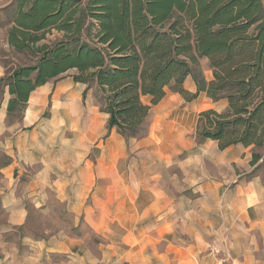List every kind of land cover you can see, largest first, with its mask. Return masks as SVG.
Instances as JSON below:
<instances>
[{"label": "crops", "instance_id": "crops-1", "mask_svg": "<svg viewBox=\"0 0 264 264\" xmlns=\"http://www.w3.org/2000/svg\"><path fill=\"white\" fill-rule=\"evenodd\" d=\"M183 87L197 92L189 76ZM84 89L68 70L34 89L18 120L3 89L0 264H264V179L241 177L254 168L251 146L189 134L200 111L225 100L166 89L146 135L126 139ZM52 199L72 225L26 231Z\"/></svg>", "mask_w": 264, "mask_h": 264}, {"label": "trees", "instance_id": "trees-1", "mask_svg": "<svg viewBox=\"0 0 264 264\" xmlns=\"http://www.w3.org/2000/svg\"><path fill=\"white\" fill-rule=\"evenodd\" d=\"M9 14V46L36 56L0 77L9 120L20 119L34 89L69 69L83 96L95 88L107 129L126 139L146 135L151 105L166 89L186 100L204 92L226 106L199 112L196 139L251 146L252 172L264 168V0H15ZM188 76L196 93L183 87Z\"/></svg>", "mask_w": 264, "mask_h": 264}, {"label": "rangeland", "instance_id": "rangeland-1", "mask_svg": "<svg viewBox=\"0 0 264 264\" xmlns=\"http://www.w3.org/2000/svg\"><path fill=\"white\" fill-rule=\"evenodd\" d=\"M15 2V0H0V65H2L7 70L20 65H32L36 61V56L31 54L29 51L25 52H18L14 48L10 47L7 42V33L9 28L11 27L10 20L12 19L11 15L9 14V10L12 7V4ZM45 35V41H51L55 36L57 35L55 30L46 31L44 33ZM200 67L203 71L204 76L207 79H210L212 77L211 70L208 68V61L206 58L200 59ZM69 73L75 74V69H69ZM95 88L92 87L88 90L87 93L94 94ZM168 94H172L171 90L168 89ZM146 101V98H144ZM199 108L204 106V104L208 101L205 98L199 99ZM149 118L145 122L146 128L149 124ZM190 131V137L194 142L197 144H202L205 141H198L194 134V128L195 125L191 127ZM259 174L264 179V168H260L259 170L255 171L254 173L251 171L249 173H245L242 176L248 178L251 177L254 174ZM50 214H37L32 213L31 219H30V225L29 228H27L26 231H33L38 233L39 235L43 233L44 228L49 227L52 230L56 231L58 227L62 225L65 226V228L69 227V224L72 225V218H69L68 216L63 214V206L60 203H57L54 199H52V202L50 203ZM25 231V230H24ZM71 233H77V230L73 229L71 226ZM85 233H87L88 237H90V243H93L94 241H97L98 239L93 236L88 230H84Z\"/></svg>", "mask_w": 264, "mask_h": 264}, {"label": "built area", "instance_id": "built-area-1", "mask_svg": "<svg viewBox=\"0 0 264 264\" xmlns=\"http://www.w3.org/2000/svg\"><path fill=\"white\" fill-rule=\"evenodd\" d=\"M221 263L223 264V261Z\"/></svg>", "mask_w": 264, "mask_h": 264}]
</instances>
